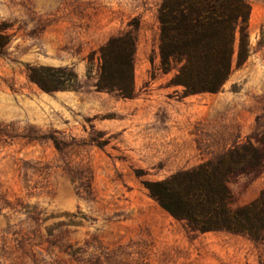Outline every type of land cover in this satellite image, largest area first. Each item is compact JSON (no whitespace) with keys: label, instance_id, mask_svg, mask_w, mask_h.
<instances>
[{"label":"rangeland","instance_id":"obj_1","mask_svg":"<svg viewBox=\"0 0 264 264\" xmlns=\"http://www.w3.org/2000/svg\"><path fill=\"white\" fill-rule=\"evenodd\" d=\"M220 91L183 96L160 66L162 0H0V264H263L259 240L193 232L149 182L253 144L264 155V0ZM134 30L135 92L99 91L100 47ZM233 206L264 165L232 176Z\"/></svg>","mask_w":264,"mask_h":264},{"label":"trees","instance_id":"obj_2","mask_svg":"<svg viewBox=\"0 0 264 264\" xmlns=\"http://www.w3.org/2000/svg\"><path fill=\"white\" fill-rule=\"evenodd\" d=\"M248 0H162L159 54L164 73L176 69L170 84L183 96L220 91L249 51ZM134 30L112 36L100 47L99 91L131 98L135 92ZM263 152L253 144L234 146L216 159L147 183L150 195L193 232L226 231L259 240L264 235V191L243 206H233L228 180L258 171ZM264 264V263H263Z\"/></svg>","mask_w":264,"mask_h":264}]
</instances>
